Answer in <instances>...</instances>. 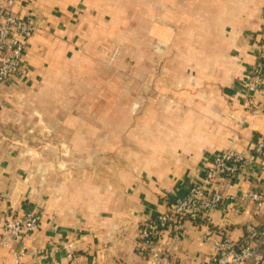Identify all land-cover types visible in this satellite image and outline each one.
Wrapping results in <instances>:
<instances>
[{"label": "crops", "instance_id": "1", "mask_svg": "<svg viewBox=\"0 0 264 264\" xmlns=\"http://www.w3.org/2000/svg\"><path fill=\"white\" fill-rule=\"evenodd\" d=\"M105 3L18 1L16 12L37 31L21 70L0 86L6 101L3 113L12 111L7 114L19 118V96L57 93L54 82L68 71L90 76L81 49L91 47L94 30L105 26L110 14ZM141 4L135 10L141 19L135 23L136 36L141 38L134 45L143 50L136 55V66L138 74L152 76L153 97L138 100L132 96L133 86L122 83L125 88L118 89L109 107L113 112L101 121L106 130L99 140L104 147L116 140L122 149H117L119 156L135 162L117 169L115 180L99 181L89 171L79 178L63 174L61 180L41 186L28 174L25 153L0 149V223L26 214L40 222L24 243L30 253L22 264H69L68 252L78 253L82 264H145L138 251L145 222L167 213L192 187L203 186L212 161L223 150L232 148L257 160L253 148L264 141V87L252 99L247 87L257 64L264 0H146L148 8ZM149 8L151 16L144 11ZM123 35L121 30V41ZM148 47L152 53L144 51ZM150 64L161 70L156 73ZM159 96L168 99L160 103ZM139 104L146 110L134 117L130 110ZM44 105H33L29 114L38 115ZM28 110L25 107L24 113ZM70 126L74 129L63 134L74 151L93 152L94 126L78 120H71ZM263 185L264 170L255 166L236 176L225 194L258 193ZM236 207L226 198L198 225L185 222L184 241L174 245L166 238L160 241L162 247L181 249L177 263L205 264L210 241L224 236L241 240L247 225L264 221V208L255 203L247 202L240 212ZM205 236H211L210 241L206 238L202 244ZM0 264H14L10 250L0 247Z\"/></svg>", "mask_w": 264, "mask_h": 264}, {"label": "rangeland", "instance_id": "2", "mask_svg": "<svg viewBox=\"0 0 264 264\" xmlns=\"http://www.w3.org/2000/svg\"><path fill=\"white\" fill-rule=\"evenodd\" d=\"M105 1V5H109L105 6L106 9L110 8V14L106 16L105 21L106 28L100 26L98 30H94L95 42L92 38L91 47L83 46L81 49V56L86 60L84 64L89 67L90 76L74 75L73 71H68L66 77L58 78L54 82L57 93H37L35 98L24 93L16 100V103L21 105V109L16 111L21 114L19 118L17 115L7 114H12V111L3 113L6 101L4 96L0 95V149L16 148L25 153L28 174L41 186H46L49 181L61 180L63 174L79 178L86 176L89 171L95 172L99 181L105 177L115 180L117 169L126 167L131 161L135 162L133 159L119 156L117 149H122L116 140L105 143V147L104 141L99 140L104 139L106 130L101 121L108 113L113 112L109 107L115 103L118 89L125 88L123 84L127 82L128 86H133L131 91L135 93L132 96L138 100L153 97L150 91L152 76L140 75L137 72L136 55L141 56L143 49L134 45L135 39L140 42L141 38L139 33L136 36L135 23L141 19L135 14V10L141 3L144 8L147 5L146 0L144 3L143 0ZM150 10L149 8L144 11H148L151 16ZM160 11L162 10L158 12ZM121 30L125 37L123 41L120 40ZM148 48H144V51L152 53L153 48ZM152 67L150 64L149 69ZM152 69L157 73L161 67L156 65ZM156 99L158 101V97ZM159 99L160 103H163L168 97L159 96ZM44 103V109L37 110L41 114H29L34 110L33 105ZM28 106L29 110L24 113L25 107ZM145 107L146 105L142 104L134 105L130 113L134 117L142 115ZM71 120L94 126L97 135L95 134V143H91L96 146L93 152L88 154L74 151L72 143L65 138L64 130L74 129L70 126ZM109 167L112 170H107Z\"/></svg>", "mask_w": 264, "mask_h": 264}, {"label": "built area", "instance_id": "3", "mask_svg": "<svg viewBox=\"0 0 264 264\" xmlns=\"http://www.w3.org/2000/svg\"><path fill=\"white\" fill-rule=\"evenodd\" d=\"M19 0H0V86L21 70L22 61L29 40L35 35L37 27L23 19L17 12ZM264 87V25L258 49L257 64L250 71L247 92L251 99ZM250 99V101H252ZM253 152L257 160L246 154L228 148L222 151L211 163L203 186H194L189 193L172 205L171 209L156 219L141 226L138 249L145 264H180L175 257L181 249H165L161 242L167 238L174 245L180 244L187 236L185 222L198 225L210 211L218 209L228 198L237 205L236 211L252 202L264 208V185L260 192L248 191L238 197L225 194V187L244 169L258 166L264 170V141L255 144ZM39 218L33 214L16 215L0 223V247L12 252L14 264H22L30 251L25 241L39 229ZM204 237L202 244L207 238ZM211 249L205 264H264V221L247 225L241 240L221 237L209 242ZM16 245H20L18 249ZM69 264H82L81 256L68 252Z\"/></svg>", "mask_w": 264, "mask_h": 264}]
</instances>
